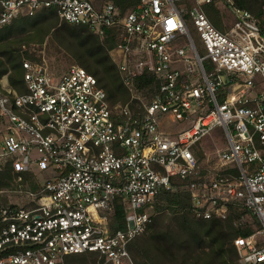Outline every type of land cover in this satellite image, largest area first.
<instances>
[{
    "label": "built area",
    "instance_id": "2783aa9c",
    "mask_svg": "<svg viewBox=\"0 0 264 264\" xmlns=\"http://www.w3.org/2000/svg\"><path fill=\"white\" fill-rule=\"evenodd\" d=\"M211 2L234 14L224 29L206 14ZM41 6L100 37L117 29L112 55L130 99L111 104L78 63L56 74L25 59L22 91L0 78V169L40 183L0 189L16 194L0 202V264H65L84 252L104 259L92 264H136L130 243L175 177L197 218L225 219L236 202L255 215L233 240L236 264H264V4L257 15L236 0H138L124 12L112 1L0 0V24ZM216 127L225 148L209 145ZM116 199L126 220L111 231Z\"/></svg>",
    "mask_w": 264,
    "mask_h": 264
},
{
    "label": "trees",
    "instance_id": "16d2710c",
    "mask_svg": "<svg viewBox=\"0 0 264 264\" xmlns=\"http://www.w3.org/2000/svg\"><path fill=\"white\" fill-rule=\"evenodd\" d=\"M112 1L121 11L133 7L138 0H93L96 6ZM237 5L254 14H262L264 0H236ZM212 23L224 29L223 13L215 3L204 4ZM192 36L196 38L193 29ZM47 46L53 53L68 54L87 71L96 76L105 88L111 104L126 101L129 92L124 87L118 66L110 51L119 43L117 29H108L103 37L84 25H75L62 20L54 7L41 6L33 15H19L10 22L0 24V78L8 74L12 87L23 90V59H37L28 51L23 54V45L37 43ZM154 82L139 81V90L152 91ZM22 175V180L18 177ZM12 188L36 190L40 183L29 172H15L10 165L0 169V189L6 183ZM173 188L162 189L151 210L152 221L144 233L130 243V251L136 264H235L237 256L234 238L252 232L250 225H238L242 214L248 212L236 202L230 205L225 219H201L193 216L190 192L186 180L172 179ZM109 227L111 231L125 226V209L116 199ZM255 219L256 216L254 215ZM5 222L0 221V232ZM5 251H0V257ZM104 259L95 252L70 254L65 264H92Z\"/></svg>",
    "mask_w": 264,
    "mask_h": 264
},
{
    "label": "rangeland",
    "instance_id": "374dc122",
    "mask_svg": "<svg viewBox=\"0 0 264 264\" xmlns=\"http://www.w3.org/2000/svg\"><path fill=\"white\" fill-rule=\"evenodd\" d=\"M222 8L224 7H221V10H223ZM233 19H234V14L232 12L230 11L224 12L223 17H222L224 26L225 24H229L230 22H232ZM26 51H28L30 54H33L37 59H31L28 57H24L23 61L25 59H28V60L43 63L44 65L49 67L51 71H53L56 74H61L64 71H66L70 67V65L78 63L77 61L72 60L68 54L61 53L60 55H57L53 53V51L47 46V40L44 42L42 46L37 43H32L30 45H23V47L21 48V52L25 54ZM110 53L113 58L112 50L110 51ZM150 92L151 91H148V90H139L138 95L142 99L146 100L149 97ZM129 99H130V94H129V98L126 101H128ZM126 101H117V102L125 103ZM140 107L141 106L137 104V108H140ZM207 140L209 142V145L212 147H216V148L227 147L226 137L221 127H216L215 129H213L210 132V134L207 136ZM6 187H10V185L9 186L7 185ZM2 188L5 189V186H3ZM6 196L8 200L16 199V194L14 192L7 193L4 190L0 194V202L5 203ZM193 216L195 215L193 214ZM255 222L256 221L254 220V217L249 212L248 213L246 212L241 215V218L238 219L237 224L238 225H250L252 227L255 224ZM236 261H237V256L235 259V264H236Z\"/></svg>",
    "mask_w": 264,
    "mask_h": 264
}]
</instances>
